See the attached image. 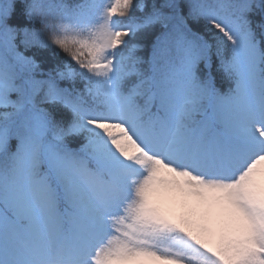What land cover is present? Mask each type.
<instances>
[{
	"label": "snow or ice",
	"instance_id": "snow-or-ice-1",
	"mask_svg": "<svg viewBox=\"0 0 264 264\" xmlns=\"http://www.w3.org/2000/svg\"><path fill=\"white\" fill-rule=\"evenodd\" d=\"M0 264H264V0H0Z\"/></svg>",
	"mask_w": 264,
	"mask_h": 264
},
{
	"label": "trees",
	"instance_id": "trees-1",
	"mask_svg": "<svg viewBox=\"0 0 264 264\" xmlns=\"http://www.w3.org/2000/svg\"><path fill=\"white\" fill-rule=\"evenodd\" d=\"M253 18H254V20H257V21L260 20V17L258 15L254 16Z\"/></svg>",
	"mask_w": 264,
	"mask_h": 264
}]
</instances>
